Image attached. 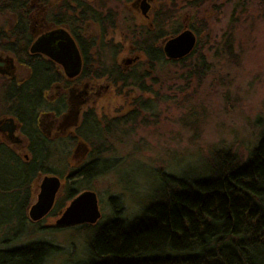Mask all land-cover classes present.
<instances>
[{"label": "rangeland", "instance_id": "rangeland-1", "mask_svg": "<svg viewBox=\"0 0 264 264\" xmlns=\"http://www.w3.org/2000/svg\"><path fill=\"white\" fill-rule=\"evenodd\" d=\"M80 1L82 5L91 3L103 15L112 13V18L104 22L105 32L96 23L85 26V35L96 43L92 50L94 66L103 64L110 69L117 64L123 73H149L144 90L131 80L127 85H114L108 78L76 84L72 76H66L72 84L56 87L49 98L67 93L68 111L61 117L45 114L40 120L41 130L50 138L77 140L69 143L66 152L57 151L55 155L53 167L66 177L89 162L93 150L94 145L77 138L83 114L93 109L104 129L110 125L101 141L102 158L112 161L113 166L89 185L99 198V221L116 214L128 222L141 216L155 199L162 171L196 180L206 177L207 164L215 151L230 149L242 160L248 157L264 137V0H149L150 19L131 11L134 0ZM35 2L29 0V7ZM34 11L37 20V9ZM17 22L18 13L0 14V39L14 37ZM176 29L179 33L186 29L195 33L196 52L183 63L150 65L143 45L147 31L162 32L164 37L155 47L163 48ZM5 43L0 41L1 45ZM201 55L205 58L203 69L197 66ZM0 62L8 63V68L0 67L1 126L12 117L6 97L8 78L25 81L30 70L16 61L9 69L11 58L2 52ZM1 142L22 158L28 155L20 132L9 138L0 131ZM44 177L32 192L30 207L37 201ZM63 184L55 205L64 204L66 209L71 201L65 199L68 185ZM63 211L40 222L29 219L21 234L7 233L4 226L0 229V249L47 241L57 248L43 264L87 261L92 231H78L81 226L56 228ZM21 212L19 204L3 218L18 217Z\"/></svg>", "mask_w": 264, "mask_h": 264}, {"label": "trees", "instance_id": "trees-1", "mask_svg": "<svg viewBox=\"0 0 264 264\" xmlns=\"http://www.w3.org/2000/svg\"><path fill=\"white\" fill-rule=\"evenodd\" d=\"M28 5L29 0H0V12L11 9L19 14L20 26L13 36L20 38L24 34V65L30 70L23 83H10L6 94L9 114L20 124L28 156L22 158L6 143H0V207L6 208L0 210V229L5 226L7 233L16 235L29 223L28 201L42 176H58L68 185L65 199L72 201L89 190L96 176L113 166L112 161L102 158L101 141L108 135L110 125L104 129L96 112L89 109L77 130L78 139L94 145L89 162L67 177L53 167L57 151L66 152L69 143L77 140L50 138L41 130L40 120L45 114L61 117L67 112V93L55 99L49 96L56 87L72 83L52 62L29 53L33 35L27 19ZM15 6H24V18L20 10H14ZM84 20L82 13L76 18L77 27ZM104 22L101 25L105 32ZM108 24L112 26L110 21ZM72 30L84 57L76 84L108 78L114 85H127L131 80L144 90L149 73H123L117 64L110 69L103 64L96 68L92 57L96 43L86 40L80 28ZM179 32L176 29L172 36ZM163 37L162 32L146 33L143 45L150 65L183 63L196 52L194 49L179 61L169 60L163 48L155 47ZM204 65L201 55L197 66L203 69ZM207 171L206 177L196 180L162 171L155 199L145 206L141 216L128 222L116 214L95 225H82L78 231L92 233L89 257L80 264H264V137L245 160L230 149L215 151ZM19 204L20 216L5 220L3 217L10 216ZM64 209V204H56L48 216L58 217ZM56 248L47 241H34L18 248L0 249V264H43Z\"/></svg>", "mask_w": 264, "mask_h": 264}, {"label": "water", "instance_id": "water-1", "mask_svg": "<svg viewBox=\"0 0 264 264\" xmlns=\"http://www.w3.org/2000/svg\"><path fill=\"white\" fill-rule=\"evenodd\" d=\"M150 5L143 0L141 9L146 15ZM197 45L195 33L186 29L180 34L168 39L163 51L167 59L177 61L189 56ZM32 53H43L56 63L62 65L65 74L77 76L82 70V56L74 39L63 29L54 30L40 37L31 47ZM2 132L14 137L17 125L10 118L0 126ZM62 181L58 176L46 175L40 184V193L37 201L29 209V219L40 222L53 210ZM98 195L91 190L79 193L66 207L57 219L56 228L76 227L82 225H95L101 219Z\"/></svg>", "mask_w": 264, "mask_h": 264}, {"label": "flooded vegetation", "instance_id": "flooded-vegetation-1", "mask_svg": "<svg viewBox=\"0 0 264 264\" xmlns=\"http://www.w3.org/2000/svg\"><path fill=\"white\" fill-rule=\"evenodd\" d=\"M35 1H36L35 5L32 6V4H31V7H29V5H28V8H27V9H29L28 11L30 12V14L27 15L29 29H30V31H32V32H30L31 35H33V39L31 41L30 47H29V53L31 55H38L42 59L52 62L54 65H56V67H58L60 73H63L65 76H67L69 78V76L65 74L66 72H65L64 67L62 65L56 63L55 61H53L52 59H50L48 56H46L43 53H32L31 47L40 37L52 32L54 30H57V29H63L66 32H68V34L74 39V41L76 42L78 47H79V44H78V42L75 38V35L73 33V30H72L74 28H80L82 30V36L86 40H89L91 42L92 41L95 42V39L93 37H87L85 35V33H86L85 26L89 22L101 25L104 21H108L110 18H112V13L109 12L106 15H103L101 13L102 11H99L95 7H92L91 3L82 5V4H79L78 0H57V1H54V0H35ZM146 1L150 5V8H149L146 15L143 13V11L141 9V4H142L143 0H134L132 2L131 11L139 17H141V15H142L144 18L150 19L149 13L151 11L152 5L149 3V0H146ZM138 5H139V7H138ZM36 9H37L36 17L38 18L37 20L34 19L35 17L33 15V13L35 12L34 10H36ZM14 10H20L21 11V17L24 18V6H20V7L15 6ZM2 13L12 14L15 12H13V10H11V9L10 10L6 9L5 11L0 12V14H2ZM82 13L85 14V20L82 21V25H80V27H77L76 18L79 19V16ZM16 17H18V16L16 15ZM23 23H22V25H24ZM113 25H114V23H113ZM19 26H20V23L17 22V25L15 26L14 31L12 32L13 35L17 34V32H18L17 28ZM33 28H34V30H33ZM178 34H180V33H178ZM0 41L6 42L3 45L0 44V52H2L3 54H5L11 58L9 69L14 68V61H16L18 64H20L22 66H26V65H24V34H22L20 38L19 37L2 38V39H0ZM8 45H10V46H8ZM79 50H80V53L82 56V68H83L84 57L82 55L80 47H79ZM0 67L1 68H8V63L0 62ZM81 72H82V70H81ZM81 72H80V74H81ZM79 75L71 77V79L76 80V78H78ZM8 79L10 80V83L14 82L16 84H21L24 82V81L19 82L14 77L8 78ZM10 83H9V85H10ZM9 85L7 87V90L9 89ZM7 90H6V94H7ZM55 98H58V97H55ZM55 98H51V99H55ZM67 98H68V96H67ZM68 106H69V100H68ZM68 109H69V107H68ZM10 118L14 119V122L17 125V130L14 134V136H15L18 132H20V124L18 123L16 118L13 116L7 118L6 121ZM2 133H5L8 135V133H6V132H2ZM8 137H9V135H8Z\"/></svg>", "mask_w": 264, "mask_h": 264}]
</instances>
